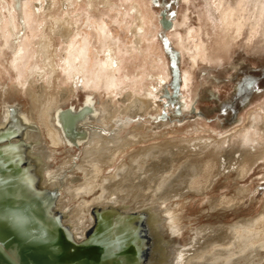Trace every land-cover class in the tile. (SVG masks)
I'll return each mask as SVG.
<instances>
[{"label":"bare ground","instance_id":"bare-ground-1","mask_svg":"<svg viewBox=\"0 0 264 264\" xmlns=\"http://www.w3.org/2000/svg\"><path fill=\"white\" fill-rule=\"evenodd\" d=\"M42 1L46 3L39 7L50 9L52 1ZM81 1L85 3L84 8L83 5H78L82 11L74 14L76 11L73 8L75 1L64 0L65 16L56 19L54 17L49 26L44 22V26L38 33L33 32V41L27 43L24 41L23 46L14 56L13 65L19 73L20 82L19 86L7 89L9 98L6 99L10 101L12 96H16L20 100L13 107L7 108V111L13 113L6 114V119L2 118L3 113L0 112V131L9 128L17 130L15 127H10L11 124L9 126L6 124L9 122L7 115L10 113V115H15L17 111L20 114L23 113V120L29 119L36 132H29L28 137L24 136L21 139L23 142H31V152L36 154L31 158L38 159L39 163L45 167L49 164L44 160L48 159L53 162V159L47 156L43 157L41 151L44 148L42 149V146L45 148L48 146L50 149L68 147L70 150H75L74 146H81L80 157H74L68 152L63 159V164H55V169L52 168L48 171L53 173L68 166L76 175V180H69L64 184L62 199L66 204L71 201L76 203L69 213L70 221L80 220L81 225L84 226L89 223V214L91 224L80 229L73 223H67L69 230L74 229L70 231L75 240L83 239L95 224L97 207L93 206L103 205L107 202L111 204L125 202L127 207L123 211L133 212V209L143 205L156 203L157 206H161V203H164V208L168 210L167 215L171 220H179L185 216L186 218L183 217L185 220L193 221L190 230H188L192 240L187 247L178 248L179 253L175 254L178 258L176 262L175 259L167 257L168 254L172 257L173 252L164 249L162 254L159 252V238L151 239L153 230L148 227V224H152L151 220L132 215V218L139 224L147 225L145 227L147 244L151 239L150 246L148 245V255L153 257L155 254L154 257L158 258L157 262L162 260L160 262L162 264H174V262L176 264H242L241 261H252L259 246L264 245V240L257 232L258 229L254 228L255 221L260 219L264 211L259 214L260 217L238 218L233 223L223 220L226 218L229 208H232L231 211H235L236 208L233 207L238 203L239 198L245 195L247 192L245 189L238 188L232 195H225L220 199L214 196L210 197L201 208H197V214L193 216L179 213L176 207L179 202L184 200L186 205H190V200L197 198L196 195L210 196L211 192L217 186H221L230 176L242 177L254 161L264 156V113H262L263 116H261V111L259 115H253L250 129L240 134L241 136L236 138L227 136V139L221 142L205 139L202 136L190 139L167 136L169 133L176 132H188L191 135L189 129L183 128L164 131L161 133L160 139L165 136L168 138L165 137L154 143H150V141L159 137L146 132L134 133L126 140L108 139L101 135L97 127L90 124L91 119L96 116L98 111L104 113L109 120L118 113L143 117L150 111H157L159 109L157 94L165 78L164 73L154 72L148 74V81L144 83L143 75L137 71L133 73V69L128 65L129 61L132 63L133 58L136 57L135 50L139 51L140 56L145 55L144 49L141 48L143 46L141 41L143 40L142 34L148 30L150 17L141 1ZM99 6L103 9H100ZM115 6H122L126 12L128 10L131 14V33L135 36V28L140 31L130 45L133 49L128 47L129 49L123 50L119 47L116 37L114 38L102 18L103 14L110 13L109 10L114 9ZM38 13H40L39 10ZM2 17L0 13L1 24L3 23ZM224 19L228 20L227 17ZM13 20L9 13L10 32L7 30L5 33L0 27V38H3L5 45H9L11 37L16 34ZM225 24L229 25L228 21H225ZM81 26H86L88 33L84 30L83 33ZM237 29L239 31V27ZM56 37H59L62 42L58 48L55 42ZM150 45L147 46V50H150ZM152 45L154 46V44ZM198 49H200L199 46ZM2 54L3 50L0 45V55ZM60 81L69 83L70 86H59ZM139 83H141V88L138 87ZM79 85L90 87L92 90L103 89L105 91L107 98L105 97L100 110H95L94 101L90 95L86 96L84 107L78 110V114H74L73 108L66 110L61 108V104L70 95L75 94V89ZM81 121L88 123L87 127L91 130L89 134L84 133L80 130L81 128H77L76 124L81 125ZM35 123L39 124L40 128ZM192 128L194 131L201 130L198 125H193ZM17 133H20V130H17ZM41 136L44 138L41 139ZM14 138L18 140L20 137ZM10 142L11 140L0 142V145L4 143L8 146ZM37 147L41 149L39 150ZM132 147L136 148L128 152ZM16 155L18 154L16 153ZM77 158H79L78 161H75ZM4 160L7 159H2V161ZM105 170L108 175L103 174ZM61 179L63 177L57 175L51 179L50 177L44 179L43 175L40 181L44 184L50 182L52 188L60 191L63 184ZM2 190L6 192L3 193ZM2 190L0 189V194L8 195L10 193L4 186ZM7 195L3 197H7ZM25 198L26 196L22 194L18 200L25 201ZM56 198H54V205L51 208L54 212L57 211L56 213L62 210L63 218L66 220L69 207L63 206L64 208L61 209L60 199ZM18 200L14 199L11 203L20 202ZM54 207L56 208L54 209ZM108 208L110 207L106 209ZM145 209L138 208L137 212H143ZM151 209L152 206H150ZM201 218L204 219L199 221ZM14 219L21 224L27 222L26 218L19 215ZM200 222L203 223L199 224ZM42 228L46 230L47 226L42 225ZM181 234H183L182 231ZM91 239L93 242L94 238ZM111 239L103 238L105 242ZM103 240L98 242L99 245L110 247V253L113 251L118 253H116V257L111 258V261L105 260L99 264H111L113 260L115 262L122 261L124 258L118 255L119 251H122L121 248L115 247L114 241L103 243ZM170 244L169 240L168 245ZM48 263L46 260L43 264Z\"/></svg>","mask_w":264,"mask_h":264},{"label":"rangeland","instance_id":"rangeland-1","mask_svg":"<svg viewBox=\"0 0 264 264\" xmlns=\"http://www.w3.org/2000/svg\"><path fill=\"white\" fill-rule=\"evenodd\" d=\"M51 1L50 9H43V6L39 7L46 3L42 0H0V13L3 16V23L1 24L0 21L1 29L5 33L7 30L10 32L9 13H11L16 31L15 38L11 37L9 45H5L3 38H0L3 50V54L0 55V112L3 113L1 116L4 119H6L5 115L11 112L7 111V108L13 107L20 100L16 96H12L10 101L7 100L9 98L7 89L19 86L20 82L19 73L13 65L14 56L19 52L24 41L26 43L33 41V32L38 33L44 26V22L49 26L54 17L56 19L65 16L64 0ZM73 1H75L73 8L76 10L74 14L82 11L78 5H83L84 8V1ZM138 1L142 2L150 17L148 30L142 34L143 40L141 41V44L143 43L141 48L144 49L145 55L142 57L139 51L135 50L136 57L133 58L132 63L129 61L128 65L133 69V73L137 71L143 75L144 83L148 81V74L164 73L165 81L161 84L157 94L159 109L150 111L143 117L118 113L109 120L104 113L98 111L105 97L107 98L105 91L103 89L92 90L90 87H81V85L76 87L75 94L70 95L61 104V108L63 110L73 108L74 114H78V110L84 107L86 96L90 95L94 101V108L98 111L90 124L97 127L100 134L108 139L126 140L134 133L146 132L159 137L151 140L150 143L161 141L165 137L190 139L201 138V136L221 142L227 139V136L236 138L248 131L252 116L259 115L260 111L261 114L264 113V0ZM99 8L103 9L101 6ZM113 8L109 10L110 13L103 14L102 18L114 38L116 37L119 47L123 50L128 47L132 48L130 45L140 31L133 28L135 36L131 33L132 18L128 10L127 13L122 6ZM226 17L228 20L224 19ZM225 21H228L229 25L225 24ZM81 30L88 33L86 26H81ZM55 40L58 48L62 43L61 39L56 37ZM148 45L151 46L150 50L146 49ZM59 74L62 77V73ZM60 82L59 86H70L69 83ZM138 87L141 88V83ZM10 114L7 115L10 123L6 124L16 125L15 129L20 130V139L27 136L29 132H36L28 117H26L28 120H23V113L20 114L17 111L15 115ZM35 124L40 128L39 124ZM87 125L88 123L81 121L80 127L84 133L89 134L91 130ZM193 125H198L201 130L194 131ZM175 128L189 129L191 135L188 132H176L169 133L168 137L160 139L161 133ZM136 147L130 148L128 152ZM41 148H44L41 151L43 157L53 159V169H55V164H63V159L68 152L74 157H80L81 153V146H74L75 150H70L68 147L50 149L48 146L47 148L42 146ZM20 149L25 151L26 148L23 145ZM31 159L33 164L37 160L36 158L29 160ZM64 167L56 172L66 178L69 177L68 179L76 176L70 167ZM103 174L108 175V172L105 170ZM68 179L65 180L66 183ZM238 188H243L247 192L233 207L236 208L235 211H231L232 208L228 209L226 218L223 219L228 223H233L238 218L258 217L264 211V156L254 161L242 177L230 176L221 186H217L210 196L196 195L197 198L190 200V205H186L185 200L181 201L176 210L187 216H193L197 214V208H201L210 197L220 199L225 195L230 196ZM61 196H64V192ZM71 203L73 207L76 205L74 201L69 202ZM114 204L118 207L120 204L127 205L125 202ZM68 206L71 207V205ZM150 206H152L151 210ZM164 207V203H161V206H157L156 203L143 205L138 208L146 209L137 216L151 220L152 230L155 232L151 231L152 240L153 238L160 239V237L170 239L171 244L165 249L174 253L172 257L169 255V259L173 258L177 262L178 258L175 254L179 253L178 248L187 247L192 240L188 230L193 221L185 220V216L179 220H171L167 215L168 210ZM138 208L133 210L139 211ZM111 213L119 212L112 211ZM263 219L264 213L258 221L256 220L257 222L255 221L254 228L258 229L257 232L264 240ZM155 227L157 230L154 229ZM180 259L182 260V257ZM249 262L241 261L242 264H264V245L259 246L258 252L256 251L253 260Z\"/></svg>","mask_w":264,"mask_h":264},{"label":"water","instance_id":"water-1","mask_svg":"<svg viewBox=\"0 0 264 264\" xmlns=\"http://www.w3.org/2000/svg\"><path fill=\"white\" fill-rule=\"evenodd\" d=\"M161 23L164 24V21L161 20ZM15 134L14 129L2 130L0 141ZM18 141L22 146L24 145L23 141L19 139ZM21 156L23 157L20 161L22 166L19 165V169L30 167L24 151ZM4 164L6 166L0 169V189L2 190L5 186L7 192H11L10 190L15 189V183L12 182L16 178L4 180L2 175L7 169H17L9 166V162ZM30 180L32 195L26 192V197L29 198H25L26 201L19 199L20 202L11 203L7 197H0V264H43L46 260L48 264H99L116 257L117 251L110 253V247L99 245L98 242H102L100 237L102 235L97 236L96 230L90 234L87 233L83 239L75 240L69 228L62 223L61 215L51 210L53 199L58 197L59 191L56 188L49 192L34 188L32 184H35L37 178L30 177ZM43 194H48L46 196L52 199L45 203L39 197ZM56 202L57 198L55 204ZM18 215L26 218L27 222L21 224L15 221L14 217ZM43 224L44 227L47 225L44 232L41 229ZM109 231L115 234V238L122 237L124 234L121 227L109 226ZM91 238L96 240L95 244L94 241L91 242ZM132 253L135 255V252ZM137 261H141L140 256L137 257ZM112 262L111 264H117L114 260Z\"/></svg>","mask_w":264,"mask_h":264},{"label":"flooded vegetation","instance_id":"flooded-vegetation-1","mask_svg":"<svg viewBox=\"0 0 264 264\" xmlns=\"http://www.w3.org/2000/svg\"><path fill=\"white\" fill-rule=\"evenodd\" d=\"M77 128H81L80 125H78V123L76 124ZM15 127L16 125L11 124L10 127ZM16 128V127H15ZM78 128V129H79ZM10 130H13L12 128H9ZM82 131H84L82 128L80 129ZM9 131V130H8ZM16 131V134L12 137H7L6 139L0 141V142H5V141H10V145L6 146L4 143L2 145H0V169L3 166H6L4 164V162H9V166L16 168L17 170H9L7 169L6 171H4V175H2L3 179H13L14 177L16 178V180L12 183H15V189L14 190H10L11 192L7 194H0L1 197L2 196H6L9 200L14 201V199L18 200L19 196L24 194L26 196V192H28L29 195H32L31 193V180L30 177H32V179H34V177L37 178V181L35 182V184H32V186H34V188L40 189V190H45L46 192H49L51 190H53L54 188H52V184L49 182L48 184H44L42 183L41 177H43L44 175V179L50 177V179L52 177H56L57 176H61L63 177V184L62 189L59 191L58 193V197H59V201L61 203V206L63 209L64 207H69L68 205H71V207L68 208V217L65 220L63 218V211L61 210L60 212H58L61 215V220L62 223H64L65 225L67 223H73L74 226H76L77 228L80 229H84L86 227H88L91 224V219H90V215L88 214V219H89V223L85 224L84 226L81 225V221L80 220H75V221H70V210L73 208L72 203L71 204H66L65 200H63L61 193L63 190V186L66 183V177L60 175L58 172L56 173H49V169H52L54 164L52 162H50L48 159H45L44 161L47 162L49 164V166L45 167L42 165V163H39L38 159L36 160V162H34L33 164V160H29L28 157L31 158V156H35L36 154H33L31 152V147H30V143L31 142H24V146L26 148V150L24 151V154L26 156V160L29 163L30 167H22L21 169H19V165L22 166V162H20L23 157L21 156V149L20 147L22 146L20 144V142L18 140H16L14 137H20V133H17V130H14V133ZM4 136V135H3ZM20 141H23L19 138ZM12 146V147H11ZM11 148V149H10ZM37 149H41L40 147H37ZM36 150V149H35ZM16 153L18 155H16ZM7 154V155H6ZM7 159L2 161V159ZM38 161V162H37ZM21 163V164H20ZM8 168V167H5ZM4 168V169H5ZM17 171V172H15ZM37 171V172H35ZM42 171V173H41ZM28 172V174L26 173ZM41 174V175H40ZM65 178V179H64ZM57 179V178H56ZM36 180V179H35ZM68 180H76V178L74 176H72L70 179ZM34 182V181H33ZM56 184H58V182H56ZM5 188V186H4ZM1 192H6L4 190H2ZM48 194H43V195H39V197L44 200L45 203L49 202V200H51L52 198L49 196H46ZM28 198V197H26ZM56 198V197H55ZM29 199V198H28ZM27 199H25L26 201ZM63 202H62V201ZM53 203H54V199H53ZM54 205V204H53ZM124 204H120L119 207L117 206V204H111L109 202L103 204V205H96L93 207H97L96 213H95V224L91 227V229L89 230V234L92 233L94 230H96L97 236H99L100 234L102 236L101 240H103V238H112L111 240H107L106 242L103 243H109L114 241L115 243V247H120L121 248V252L120 255L121 257H123L124 259L122 261H120L119 264H162L160 263L161 261H158V258L154 257L155 254H153V257L149 256V247L147 244V239H145V227L147 226L145 223L143 224H139L134 218H132V215L134 216L139 214L137 211L134 212H128L123 211L124 208L127 207V205L123 206ZM64 206V207H63ZM92 207V208H93ZM107 207H110L108 209H106ZM56 207H54L55 209ZM91 208V209H92ZM51 210H53L51 208ZM115 212L118 211L119 213H111V212ZM123 211V212H122ZM57 211H55L54 213H56ZM98 212V213H97ZM90 213V211H89ZM142 218H144L142 216ZM118 220V221H117ZM46 224V223H45ZM44 226V224H43ZM47 226V225H45ZM68 226V225H66ZM109 226H113V227H121L122 231L124 232L122 237H119L118 239L115 238V234L109 231ZM149 228H153L152 225L148 224ZM100 228V229H99ZM73 229V228H72ZM70 229V230H72ZM99 229V230H98ZM154 229L157 230V228L155 227ZM74 230V229H73ZM45 231V228H42V232ZM127 231V232H126ZM158 234L160 233V231L158 230L157 232ZM163 233V232H162ZM164 234V233H163ZM127 237V239H126ZM115 238V239H114ZM169 238L167 237H162L159 239V243H160V250L159 252L161 253L163 249L169 247L168 242H169ZM96 242V240H94ZM105 241V240H103ZM117 242V243H116ZM124 242V243H123ZM100 247V246H98ZM114 248V247H113ZM118 249V248H117ZM166 250V249H165ZM135 252V255L132 253ZM118 253V252H117ZM137 254V255H136ZM162 254V253H161ZM148 255V257H147ZM170 254L167 255V257H169ZM140 256L141 257V261H137V257ZM152 259V260H151ZM126 261V262H125ZM152 261V262H151ZM116 262H119L118 260Z\"/></svg>","mask_w":264,"mask_h":264}]
</instances>
